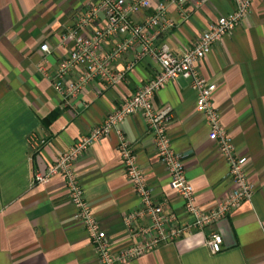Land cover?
Returning <instances> with one entry per match:
<instances>
[{
	"label": "crops",
	"instance_id": "obj_1",
	"mask_svg": "<svg viewBox=\"0 0 264 264\" xmlns=\"http://www.w3.org/2000/svg\"><path fill=\"white\" fill-rule=\"evenodd\" d=\"M96 2L0 0V264H100L85 228L76 219L77 209L69 202L65 180L58 176L48 184L33 185L37 172L45 173L61 152L103 123L159 70L152 57L138 59L141 47L134 44L115 64L118 70L134 64L126 82L108 88L95 81L80 96L66 101L56 93L39 68L46 67L50 74L57 69L69 51L62 42L64 34ZM166 5L176 25L160 35L156 45L167 44L179 56L211 24L235 9L231 0H208L199 9L194 4L186 6L187 19L183 20L176 5ZM153 13V9L144 12L136 20L140 23ZM103 23L101 14L95 26ZM115 43L108 42L106 49ZM43 44L50 47L47 56L41 51ZM199 70L217 85L214 106L237 151L248 156L255 195L212 228L187 234L130 264H264V0H254L246 22L214 46ZM196 99L190 81L179 78L161 90L153 104L158 111L172 109L173 149L185 158L197 204L208 209L229 193L231 183L229 166L209 139L210 129L196 109ZM121 128L154 200L185 220L183 202L170 188V176L157 157L143 114L128 117ZM34 135L46 144L33 149L30 137ZM118 144L113 132L76 165L86 200L116 250L125 244L126 214L140 206ZM212 231L223 238V251L216 255L206 245Z\"/></svg>",
	"mask_w": 264,
	"mask_h": 264
},
{
	"label": "built area",
	"instance_id": "obj_2",
	"mask_svg": "<svg viewBox=\"0 0 264 264\" xmlns=\"http://www.w3.org/2000/svg\"><path fill=\"white\" fill-rule=\"evenodd\" d=\"M207 1L97 0L88 6L78 23L64 34L62 42L69 51L57 69L50 74L46 67L39 68L43 76L51 81L56 93L66 101L80 96L95 81L108 88L126 82L134 64H129L124 70L116 69L115 64L123 59L134 44L141 47L138 59L152 57L159 65L158 72L151 80L139 87L133 96L124 99L103 123L61 152L47 166L45 173L37 172L33 179V185L48 184L58 176L65 180L69 202L77 209L76 219L85 228L100 264H130L164 245L178 242L187 234L212 228L242 204L250 202L255 195V186L249 178L248 156L237 151L231 134L222 124L219 109L214 106L217 85L208 82L199 70L200 63L213 51L214 46L246 22L254 0H231L234 11L211 24L181 56L174 54L167 44L156 45L157 38L176 25L169 17L166 2L176 5L181 18L186 20V6L194 4L199 9ZM152 9V15L137 22L138 15ZM101 14L104 23L95 26ZM91 27L93 29L89 31ZM112 40L116 43L107 50L106 45ZM41 51L46 56L51 53L48 44H43ZM179 78L190 81L197 96L196 109L210 129L209 139L217 145L229 166L231 189L208 209L197 204L194 187L187 178L185 158L173 149L169 135L174 119L172 109L168 107L158 111L153 104L156 95ZM137 113L143 114L147 122L157 157L170 176L171 190L183 202L185 220H181L165 204L154 200L146 174L138 165L131 142L121 128L128 117ZM113 132L119 138L118 152L126 176L140 200L139 208L127 213L124 218L126 231L122 242L125 244L119 250L100 227L92 206L86 200L76 166L96 143ZM45 144V140H39L35 135L30 137L33 149ZM206 245L213 255L219 254L223 251V238L218 232L212 231L206 239Z\"/></svg>",
	"mask_w": 264,
	"mask_h": 264
}]
</instances>
